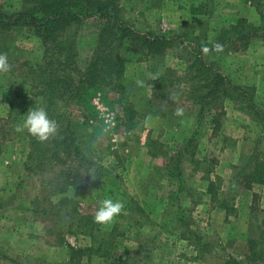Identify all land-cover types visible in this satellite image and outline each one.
Instances as JSON below:
<instances>
[{
    "label": "rangeland",
    "instance_id": "rangeland-1",
    "mask_svg": "<svg viewBox=\"0 0 264 264\" xmlns=\"http://www.w3.org/2000/svg\"><path fill=\"white\" fill-rule=\"evenodd\" d=\"M16 4L0 0L4 9ZM120 7L135 30L164 33L170 42L151 51L121 49L127 101L107 85L92 94L90 122L98 133L88 144L99 162L90 168L86 186L49 188L46 182L59 171L51 161L44 173L25 168L28 132L16 126L28 110L41 107V99L18 75L0 73V264H68L66 246L46 229L50 218L31 208H50L52 201L59 213L56 228L70 244L84 246L89 237L71 218L78 213L93 218L104 198L122 201L124 208L110 224L94 222L97 237H109L114 256L132 264H264L257 243L264 234V185L248 187L234 178L252 151L264 156L261 122L248 108L254 99L264 110V39L257 35L235 49L215 38L237 17L264 26V0H120ZM95 29L84 26L76 36L80 65L92 54ZM0 41L12 60H41V40L28 28L4 31ZM217 42L222 51L202 54L203 44L211 48ZM196 55L224 74L227 88L201 115L193 96L197 78L188 67ZM172 92L179 93L183 117L174 115ZM59 103L62 112L82 117L71 99ZM168 163L177 164L171 173ZM61 195L69 198L66 208L57 202ZM101 260L93 257L91 263Z\"/></svg>",
    "mask_w": 264,
    "mask_h": 264
},
{
    "label": "trees",
    "instance_id": "trees-1",
    "mask_svg": "<svg viewBox=\"0 0 264 264\" xmlns=\"http://www.w3.org/2000/svg\"><path fill=\"white\" fill-rule=\"evenodd\" d=\"M16 1L17 4L12 10L4 9L0 5V36L4 31L11 29L28 28L41 40L42 57L34 64L27 59L12 60L8 45L1 41L0 53H7L8 62L12 65L11 73L21 77V82L28 85V92L41 99V107H44L48 116L60 126L57 137L45 142H39L28 133L30 150L25 168L35 171L38 167L37 172L44 173L45 167L51 161L59 167V171L57 174L52 172L54 178H49L46 182L49 188L56 186L59 190L67 191L68 185L75 188L84 187L92 176L90 168L93 165L98 166L99 162V157L90 150L88 144V139L94 137V132L98 133L90 122L95 115L90 100L92 94L96 89L107 85L110 89L119 91L121 99L125 100V57L121 49L124 47L125 51H151L155 46L169 44L170 41L164 33L135 30L124 18L120 0ZM90 24L96 26L95 45L90 57L85 58L80 65L76 59V36L81 28ZM257 35L264 39V26L249 23L245 17H237L228 27L219 29L215 38L221 42L229 41L235 49H240L245 48L250 39ZM188 67L194 70L191 78H197L193 96L199 104L201 115L206 108L211 107L216 97L227 94V88L222 87L225 77L213 63L199 55H196ZM70 99L82 108V117L62 112L59 101ZM128 105L129 103L125 109ZM248 108L260 120L264 133L263 108L254 99L249 101ZM86 137L88 138L85 139ZM181 153L178 152L175 162L178 163ZM174 165L167 164L169 173ZM56 175L59 178H56ZM234 178H241L248 187L253 183L264 185V156H259L256 150L252 151L248 161L237 169ZM212 184V181L208 183L207 190L211 189ZM68 199L67 195L60 196L57 200L60 208L67 207ZM49 206L50 208L31 209L41 218H50L51 224L47 223L46 229L55 231L59 236L58 242L66 246L68 264H92L93 257L102 259L99 264H132L130 258L114 256L109 237H97L99 234L96 231L99 229L95 230L90 214L78 213V216L71 218L72 222L76 221L75 228L84 232L90 243L74 246L67 242L64 233L56 228L55 218L59 215L53 209L56 204L53 206V202L49 200ZM74 210L76 207L73 205ZM84 226H87V230ZM108 235L112 236L111 232ZM257 243L260 244L258 253L263 260V233Z\"/></svg>",
    "mask_w": 264,
    "mask_h": 264
},
{
    "label": "clouds",
    "instance_id": "clouds-1",
    "mask_svg": "<svg viewBox=\"0 0 264 264\" xmlns=\"http://www.w3.org/2000/svg\"><path fill=\"white\" fill-rule=\"evenodd\" d=\"M213 50L219 52L223 50V45L214 43L210 48L207 44L201 46L203 55H208ZM12 65L8 62L7 53H0V73H8L11 71ZM152 80L159 79L158 75L150 73ZM143 81L138 80L137 84L143 86ZM169 99L178 106L175 108L174 115L183 117L184 108L179 106V93L172 92L169 94ZM59 124L48 116L44 107L33 108L28 110L24 116L22 123L16 126L17 132L27 131L32 137L39 142L48 141L50 138H56L59 130ZM88 174V173H87ZM91 176V174H89ZM92 177V176H91ZM124 208L123 202L113 200L112 198H104L99 201V206L95 210L94 222L101 225L110 224L114 218L122 213Z\"/></svg>",
    "mask_w": 264,
    "mask_h": 264
},
{
    "label": "built area",
    "instance_id": "built-area-1",
    "mask_svg": "<svg viewBox=\"0 0 264 264\" xmlns=\"http://www.w3.org/2000/svg\"><path fill=\"white\" fill-rule=\"evenodd\" d=\"M232 264H235V263H232Z\"/></svg>",
    "mask_w": 264,
    "mask_h": 264
}]
</instances>
